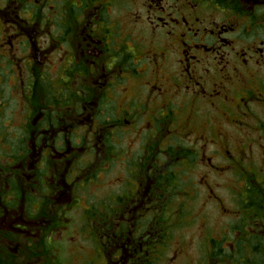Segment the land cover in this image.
Returning a JSON list of instances; mask_svg holds the SVG:
<instances>
[{"label": "flooded vegetation", "instance_id": "af4514ba", "mask_svg": "<svg viewBox=\"0 0 264 264\" xmlns=\"http://www.w3.org/2000/svg\"><path fill=\"white\" fill-rule=\"evenodd\" d=\"M260 176L264 0H0V264H264Z\"/></svg>", "mask_w": 264, "mask_h": 264}, {"label": "rangeland", "instance_id": "374dc122", "mask_svg": "<svg viewBox=\"0 0 264 264\" xmlns=\"http://www.w3.org/2000/svg\"><path fill=\"white\" fill-rule=\"evenodd\" d=\"M230 173H227L225 177L222 178V183H216L214 182V179H211L212 186H213V193L214 196L216 195L222 200V204L226 209L229 210H236L239 204V197L241 195H245L246 192L244 190V185H239L238 181L236 180V176L232 174V171H229ZM237 172V171H233ZM251 169L245 170L247 178L250 177ZM263 175V174H262ZM259 182L264 180V176H260L256 178ZM243 198V197H242ZM245 200V199H244ZM204 200H197L192 205L194 206H188L189 213L193 215V217H202L204 214H208L209 217L214 219V226L213 228L217 229L218 224L220 223L219 218L221 213V205L219 204H211L207 203V208L205 205H203ZM201 234V230L195 226L189 227L187 226L185 229L182 228V230L174 235L175 241H183L187 242L192 245L193 241L199 238ZM59 236L60 242L55 243V246L57 247V250H60V254L58 257L60 258V261L57 263L62 264H106V261L104 259L98 260L97 258H93L91 255L94 253L95 248H93V245L91 243H81L80 245L82 247V251H78V245L76 246L75 242L77 240V234H74L72 232V229L69 230L68 233L64 234H56ZM174 242V241H173ZM97 250V249H96ZM171 255H173L174 249L170 250ZM169 254V253H168ZM169 254V255H170ZM97 259V260H96ZM169 258L165 261V263L169 264L168 262ZM259 260H263L261 258V255L259 256ZM191 262L189 255L186 256V258L182 259V261L179 264H189ZM160 263V264H165ZM44 264V263H41Z\"/></svg>", "mask_w": 264, "mask_h": 264}]
</instances>
